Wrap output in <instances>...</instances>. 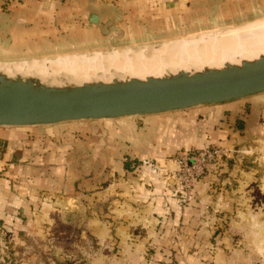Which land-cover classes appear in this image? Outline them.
<instances>
[{
	"label": "crops",
	"instance_id": "crops-1",
	"mask_svg": "<svg viewBox=\"0 0 264 264\" xmlns=\"http://www.w3.org/2000/svg\"><path fill=\"white\" fill-rule=\"evenodd\" d=\"M256 3L257 0H0V52L26 51L28 45L44 40L67 44L65 48L70 50L96 46L106 38L122 43L127 36L145 32L159 36L162 26L170 29L176 23L191 24L189 21L198 17L206 21L236 19L238 11L247 12L249 5ZM92 14L96 15V22L90 20ZM240 123L246 133H264V95L147 118L139 125H110L106 146L101 150L90 146L101 135L90 127L80 130L77 134L80 139L74 146L62 147L50 142L71 136L70 129L63 126L48 129L44 134L38 131L34 137L0 130V145L4 147L0 150L2 226L17 237L21 229L17 225L42 218L40 214L51 205L70 212L67 214L70 227L80 224V210H88L90 233L105 238L109 235V220L102 217L106 201L109 211L126 220L117 223V232L126 237L127 245L129 239L133 251L134 245L139 251V245L132 242L134 238H129L136 226L148 229V235L150 225L161 232V226L171 224L182 212L176 191L177 164L170 158L171 154L180 148L203 149L209 144L225 148L232 137L239 135L236 125ZM84 140L89 147L80 144ZM147 158L154 159V168L140 164ZM104 165L109 167V181L98 184V169ZM85 168L91 176L78 180L77 173H86L82 171ZM64 175L67 179L73 176L72 182L54 205L48 203L47 195L43 196L45 201H35L39 198L35 196L33 181L41 183L50 176ZM194 192L193 186L186 204L193 202ZM133 203L138 206L132 207ZM108 208L104 216H111ZM22 229L26 235L32 232L27 227ZM171 233V228L166 226L161 237ZM160 248L166 251L163 244ZM174 248L183 251L186 246L174 245ZM139 257L130 264H160ZM31 260L28 257L22 263L30 264Z\"/></svg>",
	"mask_w": 264,
	"mask_h": 264
},
{
	"label": "rangeland",
	"instance_id": "rangeland-1",
	"mask_svg": "<svg viewBox=\"0 0 264 264\" xmlns=\"http://www.w3.org/2000/svg\"><path fill=\"white\" fill-rule=\"evenodd\" d=\"M249 8L247 12L238 11L239 17L236 19L206 21L198 17L189 21L191 24L176 23L171 25L170 29L162 26L159 36L145 32L136 36H127L122 43H115L106 38L104 40L108 39V43L104 41L96 46L84 45L68 50L65 48L69 46L67 44H52L44 40L42 43L28 45L26 51L0 52V66L28 62L46 64L61 60L62 62L52 67L53 72L59 75L60 73L69 74L72 71H90L98 67L105 68L106 64L108 67L128 64L127 59L135 52L170 48L183 42L200 39L210 33H220L224 29L246 28L264 19V0H257L256 5H249ZM35 69L45 71L37 67ZM260 95L264 93L251 97ZM199 107L203 106L113 119H82L48 125L0 126V130L23 132L28 137H34L38 131L44 134V131L48 129L63 126L70 129L71 136L65 140L54 138L50 142H57L56 146L62 147L74 146V143L80 139L77 136L80 130L83 127H90L101 134L94 144L91 141L90 146L92 148L98 146L101 150L106 146L107 129L110 125L119 123L139 125L143 119ZM236 127L239 128V135L236 136L237 138H231L229 146L224 148L209 144V147L221 148L225 154L210 163L200 179L194 182L193 202L186 204L187 201L180 205L182 212L179 217L176 215V219L173 218L171 224L165 223L161 226V232L158 229L155 230L154 225H150L152 235H148L149 230L140 225L133 229L134 235L129 238H134L132 242L139 245V251L136 250L138 246L135 245L132 246L135 249L133 251L129 247V239L127 245L126 237H122L117 232V223L126 222V220L120 216L116 217L114 212L109 211L108 205H105L106 201H103L102 217L109 220V235L105 238H99L94 233H90L92 229L88 222L91 215L88 210L85 212L80 210L79 214L82 216L80 224L70 227L67 220V214L70 212L60 208L57 210L56 207L48 205L40 214L42 218L37 217L32 222L26 221L27 224L17 225L21 228L18 230L17 237L6 231L2 226L4 224L0 221V264H23L22 262L27 261L28 257L32 259L30 264L46 262L53 264L52 260L55 258L72 259L82 264H130L137 256H140L138 259L160 264H264V133L259 135L246 133L241 123ZM80 144L86 148L89 147L87 140ZM1 148L4 147L0 145V150ZM195 149L198 148H191V150ZM183 151H185L183 148L174 151L170 158H174L177 153ZM98 170V184L109 181V167L104 165ZM82 171L86 173H77L78 180L91 176L87 168ZM67 177L66 175L57 178L50 176L41 183L33 181L35 196L39 198L35 201L37 203H40V200L45 201L43 196L47 195L48 203L54 205L57 198L63 194L64 190L67 191L72 182L73 176L71 179ZM60 188L63 190L59 191ZM137 206L134 203L132 205V207ZM107 208L111 216L115 218L104 216ZM166 226L171 228L172 233L167 237H161ZM22 227H27L32 232L26 235L27 232ZM139 242L142 243L139 244ZM161 244L166 251L160 248ZM183 244L186 246L183 251L174 248V245Z\"/></svg>",
	"mask_w": 264,
	"mask_h": 264
},
{
	"label": "water",
	"instance_id": "water-1",
	"mask_svg": "<svg viewBox=\"0 0 264 264\" xmlns=\"http://www.w3.org/2000/svg\"><path fill=\"white\" fill-rule=\"evenodd\" d=\"M90 20L96 22V15ZM264 93V53L220 65L110 79L42 78L0 68V126L151 115Z\"/></svg>",
	"mask_w": 264,
	"mask_h": 264
},
{
	"label": "bare ground",
	"instance_id": "bare-ground-1",
	"mask_svg": "<svg viewBox=\"0 0 264 264\" xmlns=\"http://www.w3.org/2000/svg\"><path fill=\"white\" fill-rule=\"evenodd\" d=\"M263 20L257 21L258 23L251 22L253 24L246 28L224 29L220 33H210V35L200 39L183 42L166 49L162 48V50L130 53L132 56L127 59L128 64L110 65L109 67L106 64L105 68L72 71L69 74H64V76H68L74 81H81L92 77L110 79L113 73L135 76L156 75L161 74L166 69L198 68L203 65H220L225 61H238L241 58L254 57L264 53ZM59 62L62 61H51L46 64L34 62L1 64L0 68L5 67L8 72L14 69L22 74H36L42 78L48 76L55 78L58 74L53 72L52 67ZM35 67L45 69V71H36Z\"/></svg>",
	"mask_w": 264,
	"mask_h": 264
},
{
	"label": "built area",
	"instance_id": "built-area-1",
	"mask_svg": "<svg viewBox=\"0 0 264 264\" xmlns=\"http://www.w3.org/2000/svg\"><path fill=\"white\" fill-rule=\"evenodd\" d=\"M224 151L216 146L203 149L185 150L174 156L177 164L175 172L176 191L180 203H186L191 197V190L194 182L199 179L207 170L210 163L220 158ZM141 165L149 168L155 167L153 158H147L141 161Z\"/></svg>",
	"mask_w": 264,
	"mask_h": 264
},
{
	"label": "trees",
	"instance_id": "trees-1",
	"mask_svg": "<svg viewBox=\"0 0 264 264\" xmlns=\"http://www.w3.org/2000/svg\"><path fill=\"white\" fill-rule=\"evenodd\" d=\"M55 264H82L80 261L72 260V259H60V258H55L54 259Z\"/></svg>",
	"mask_w": 264,
	"mask_h": 264
}]
</instances>
